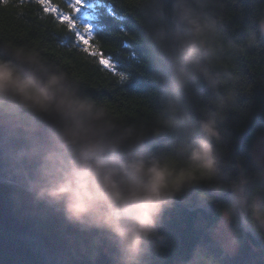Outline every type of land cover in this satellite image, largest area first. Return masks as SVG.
I'll return each mask as SVG.
<instances>
[{
	"label": "clouds",
	"instance_id": "obj_1",
	"mask_svg": "<svg viewBox=\"0 0 264 264\" xmlns=\"http://www.w3.org/2000/svg\"><path fill=\"white\" fill-rule=\"evenodd\" d=\"M132 2L145 12L159 77L160 107L150 120L117 115L37 48L0 42V128L26 142L13 160L30 170L27 191L69 225L103 237L114 249L113 264H151L166 210L201 186L232 191L225 221L247 210L253 225L264 228V200L249 195L251 179L225 172L219 147L221 125L238 96L230 87L233 73L214 71L224 51L215 9L224 5L173 0L169 13L163 0ZM260 27L264 32V21ZM257 39L250 32L247 43ZM227 47L244 50L231 41ZM201 82L214 95L198 107L203 98L192 93ZM160 141L164 147L157 149ZM204 260L197 252L194 264Z\"/></svg>",
	"mask_w": 264,
	"mask_h": 264
},
{
	"label": "trees",
	"instance_id": "obj_2",
	"mask_svg": "<svg viewBox=\"0 0 264 264\" xmlns=\"http://www.w3.org/2000/svg\"><path fill=\"white\" fill-rule=\"evenodd\" d=\"M163 2L170 13L173 0ZM221 3L224 7H217L215 12L220 22L218 39L224 51L218 54L214 71L225 68L233 73L230 87L238 96L221 125L224 138L219 147L227 164L225 172L233 179L239 178L235 166L239 160L252 181L249 195H259L264 200L263 171L248 151L249 139L264 132V32L260 27L264 21V0H221ZM84 5L94 8L93 12L89 10L93 13L88 21L90 25L75 23L72 16H56L57 8L72 11L70 6L68 11L63 0L44 1L41 6L39 0H0V42L37 48L75 76L86 94L105 101L117 115L129 120H150L160 107L159 77L146 41L144 10L136 8L132 0H84ZM103 6L106 8L101 10ZM69 19L75 28L69 25ZM168 19L170 22V14ZM84 26H90L93 35L87 51L78 39L79 34H87L76 31L82 32ZM250 32L256 33V44L247 43ZM229 41L243 46L244 50L229 49ZM102 56L109 60L108 68L99 64ZM195 94L203 98L198 107L214 95L205 82L193 90L192 95ZM241 135L243 148L236 150ZM25 143L22 136H10L6 130L0 133V175L8 167L6 154L12 149L19 150ZM164 143L160 141L157 149H162ZM196 192L212 196L211 212L208 216L184 211L178 217L164 214L159 228L162 239L157 241L151 264H170L175 255L184 257V260L175 257L180 264H194L197 252L204 255L208 246L216 248L217 232L210 234L209 225H215L223 209L231 204L230 199L224 196L226 191L215 194L206 186L197 188ZM24 195L13 187L0 188V264H113L114 249L98 233L80 231L69 225L57 210ZM178 200L194 205L192 192ZM233 229L243 242L238 247L240 257L229 260L221 254L228 260L225 262L264 264L261 247L238 223ZM258 229L264 241V229Z\"/></svg>",
	"mask_w": 264,
	"mask_h": 264
},
{
	"label": "bare ground",
	"instance_id": "obj_3",
	"mask_svg": "<svg viewBox=\"0 0 264 264\" xmlns=\"http://www.w3.org/2000/svg\"><path fill=\"white\" fill-rule=\"evenodd\" d=\"M39 5L41 6V3L40 2H39ZM65 5H66V8L68 9V5L67 4H65ZM82 8L83 7H81L80 9H82ZM105 8L106 7L103 6L101 10H103ZM88 10H91L93 12L94 11V8H88ZM68 11H69V9H68ZM81 13L83 15H85V16L86 15H93V13L92 14H88V13L86 14L85 13V10H81L78 13L72 12V14H74V18L77 19V20H79V21H81L80 20L81 17L79 16ZM56 16L63 18L64 17V11L62 13H58L56 11ZM253 139H254V136L249 139V144H250V142ZM242 142L243 141L241 140L239 143L242 144ZM247 147H248V145H247ZM242 148L243 147L239 146V149H242ZM248 151H249V149H248ZM256 166H258L259 169L264 170L263 167L261 165L257 164V163H256ZM23 169H26V168H23ZM8 172H9V174H11L10 171H8ZM19 173L23 176L24 179L26 178L25 173H24V171L22 169H20ZM239 178L248 179L247 174L243 173V171H239ZM8 179L10 180V183L12 184V186H15L14 188L16 190L22 191V188L23 187L22 186H16V184L18 182H21V181H24V180H21V179L18 178L19 180H17V182L14 183V181H11L12 180V177H8ZM194 191H192V196L194 198V205H186V204L182 203L181 201H179L177 199V201L175 202V204L178 207L173 206L172 208L166 210L165 214H167L169 217H178V216H180L179 215L180 212L184 211L186 213H193V214L196 213V212H200V213H203L205 216H208L209 213L211 212V205H210L209 201H206V200L201 199V196H200V194H198L196 192V189ZM27 194L28 195H24V197L25 198H28L30 200H33L32 195H29L30 194L29 192H27ZM224 196H227L230 199V202H232L233 193H232V191L230 189L224 193ZM170 210H173L174 213L171 212ZM243 216L245 217V221L244 220H241ZM216 218L217 217L215 216L214 219H216ZM251 220H252L251 219V213L249 211H247V210L242 211L239 216L233 218L232 220H230L228 222L223 219L222 213H221V216H219L217 218V221H216L215 225L213 227H212V225H209L208 232H210V234H213L217 230L218 225H220L219 224L220 221H223V222L225 221L224 226L227 223L229 225V229H228V231H226L227 234L225 236L221 235V236L217 237L219 242H217L216 248L215 247L213 248L212 246H208V249L205 251V253L203 255L204 258H205V260H204V262H202V264H206V262L207 261H210L209 259H211V258L215 260V261L212 262V264H227L226 263L228 261L227 259L233 260L235 258H239L240 257V254H238V247L241 246L243 244V242L241 241L242 239L235 234V230L233 229V227H234L235 224L238 223L239 224V228L244 233H247L246 232L247 228H249V227H251L253 225V223H252ZM253 226H255V225H253ZM208 232H207V234H208ZM224 239H227V241L224 240ZM254 242L256 244H258L255 239H254ZM228 247H234V248L236 247V252L235 253L230 252L229 250H227ZM227 252H229L228 253L229 255L227 254ZM221 254L222 255H225V256L227 255V259H226V257H223ZM175 257H181V259L184 260V257L179 256V255H175V256L172 257V260H171L170 264H180L178 261L175 260Z\"/></svg>",
	"mask_w": 264,
	"mask_h": 264
},
{
	"label": "rangeland",
	"instance_id": "obj_4",
	"mask_svg": "<svg viewBox=\"0 0 264 264\" xmlns=\"http://www.w3.org/2000/svg\"><path fill=\"white\" fill-rule=\"evenodd\" d=\"M2 131H5V129L4 128H0V133ZM247 134H248V132L245 134V136H247ZM241 140H242V135L239 137V140H238L237 146H236V150H241V149H239V146L243 147L242 144L239 143ZM246 140H245V142H246ZM248 149H249V152H250L249 154H251V156H252V159L257 164L261 165L263 167V169H264V132L263 133H256L255 134V138L250 142ZM16 151H18V150H13L12 149L9 153L6 154V159L9 160L6 163V165L8 167H5L6 173L3 174V175L2 174L0 175V188H5L6 190H8L11 187H13V188L15 187V186H12L11 185L10 180L8 179V177H12V180L11 181H14V183L17 182V180L21 179V180H24V181H22L23 182V184H22V187L23 188L21 187L22 188V191H18L16 189L15 190L17 192H23V193H26V195H28L27 194L28 191H27V189L25 187V180L29 176L26 173V171H28V169L25 166V164H16L14 162V160H13V154ZM235 154H236V151L233 153V155H235ZM235 163H236L235 166H236L237 170L243 171V173H245V170L241 167V163L239 162V160L235 161ZM23 168H26V169H23ZM8 169H10L9 171H10L11 174H9ZM20 169H22L24 171L25 176H26L25 179L19 173ZM262 171H263L262 174H263V178H264V170H262ZM28 173H29V171H28ZM16 186H18V185H16ZM29 195H31V194H29ZM53 209H55V208H53ZM241 220H244L245 221V217L243 216ZM224 223H225V221L224 222L223 221H220V223H219L220 225H218V228L216 230L217 233H215V235L217 237H219L221 235L225 236L227 234L226 231H228L229 225L226 223V225L224 226ZM254 227L256 229L257 234L262 237V234L259 232L258 227H256V226H254ZM252 228H253V225H252ZM252 228H250V229H252ZM250 229L248 231H252ZM248 231L246 230V232H247L246 234L253 239V237L248 233ZM224 240L227 241V239H224ZM262 240H263V237H262ZM227 250H229L232 253H235L236 252V247L235 248L234 247H228ZM227 253H229V252H227Z\"/></svg>",
	"mask_w": 264,
	"mask_h": 264
},
{
	"label": "snow or ice",
	"instance_id": "obj_5",
	"mask_svg": "<svg viewBox=\"0 0 264 264\" xmlns=\"http://www.w3.org/2000/svg\"><path fill=\"white\" fill-rule=\"evenodd\" d=\"M40 3H44V0H39ZM84 6V0H75V12L78 13L80 11V8ZM45 11H47V9H45ZM69 25L73 28H75V25L72 24V20L68 21ZM82 28V32L80 29H76V31L78 33H86L87 36L79 34L78 35V39L79 42L81 44H83L84 46H86L85 50L87 51L88 47L91 45V38L93 37V35L91 34L92 29L90 26H84L81 27ZM93 55H95V53H93ZM99 64L105 68H108L110 66V62L108 59L103 58V56L101 57V59L99 60Z\"/></svg>",
	"mask_w": 264,
	"mask_h": 264
},
{
	"label": "water",
	"instance_id": "obj_6",
	"mask_svg": "<svg viewBox=\"0 0 264 264\" xmlns=\"http://www.w3.org/2000/svg\"><path fill=\"white\" fill-rule=\"evenodd\" d=\"M26 173L29 175L28 171H26ZM174 206L178 207L176 204H174ZM250 228H252V226L247 228V231ZM250 230H252V231H248V233L253 237V239H255L257 241L258 245L264 250V242H263L262 238L257 234L255 227L253 226V228Z\"/></svg>",
	"mask_w": 264,
	"mask_h": 264
}]
</instances>
